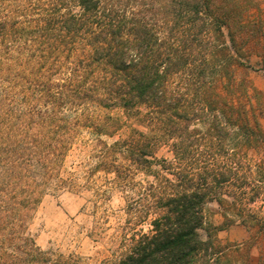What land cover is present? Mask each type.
I'll list each match as a JSON object with an SVG mask.
<instances>
[{
  "label": "trees",
  "instance_id": "1",
  "mask_svg": "<svg viewBox=\"0 0 264 264\" xmlns=\"http://www.w3.org/2000/svg\"><path fill=\"white\" fill-rule=\"evenodd\" d=\"M258 4L0 0V264H82L43 250L29 225L50 190L93 183L65 167L84 132L86 171L127 197L113 264H224L240 249L202 237L212 200L264 242V216L242 214L264 189V162L247 160L264 151L247 73ZM163 146L171 158L157 155Z\"/></svg>",
  "mask_w": 264,
  "mask_h": 264
},
{
  "label": "rangeland",
  "instance_id": "2",
  "mask_svg": "<svg viewBox=\"0 0 264 264\" xmlns=\"http://www.w3.org/2000/svg\"><path fill=\"white\" fill-rule=\"evenodd\" d=\"M258 2L257 6L251 8L250 14L263 31L257 39L250 40V46L254 50L247 58V73L251 81V103L256 107L264 132V0ZM90 142L91 135L84 132L70 150L65 167L68 171L78 173L82 182L93 179V183L79 190H50L38 205L29 231L36 243L43 250L51 252L54 258L64 255L79 258L82 264H113L123 250L121 241L127 230L129 217L126 212L127 197L122 189L108 181L105 173L86 171L89 166L87 163H95L91 157ZM157 155L172 157L167 146L159 148ZM247 160L253 164L264 162V151L249 150ZM258 170L254 166V176ZM260 171L264 180V169ZM142 177L143 174L138 176ZM262 185L264 186V182ZM221 196L232 200L227 194ZM247 208L243 215L256 212L259 216H264V189L260 197L248 203ZM204 212L205 223L200 229L202 237L212 239L216 249L223 250V254L240 249V253L235 251L233 257L222 256L224 264L230 261L242 264L248 259L245 258L247 253L250 257L248 261L258 264L260 256L264 254V242L255 240L256 229L249 230L241 222V216L236 214L238 210L225 209L217 200H212L205 205ZM227 218L235 219L236 222L227 225Z\"/></svg>",
  "mask_w": 264,
  "mask_h": 264
}]
</instances>
